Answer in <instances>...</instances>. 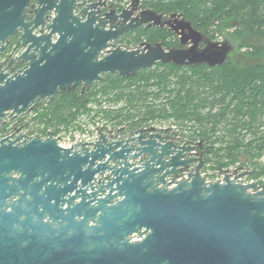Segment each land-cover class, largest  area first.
Returning <instances> with one entry per match:
<instances>
[{
	"label": "water",
	"instance_id": "1",
	"mask_svg": "<svg viewBox=\"0 0 264 264\" xmlns=\"http://www.w3.org/2000/svg\"><path fill=\"white\" fill-rule=\"evenodd\" d=\"M140 1L101 15V0H0V53L16 50L0 70V123L103 74L221 66L234 52L228 40L212 42L184 18L172 26L178 14L165 20ZM144 25L166 27L180 47L116 44ZM171 134L99 129L95 141L71 148L54 131L1 139L0 264H264V190L238 168L209 180L202 144Z\"/></svg>",
	"mask_w": 264,
	"mask_h": 264
},
{
	"label": "trees",
	"instance_id": "2",
	"mask_svg": "<svg viewBox=\"0 0 264 264\" xmlns=\"http://www.w3.org/2000/svg\"><path fill=\"white\" fill-rule=\"evenodd\" d=\"M143 6L165 16L178 14L208 40L228 36L245 55L256 47L239 43L244 34L264 38V0H145ZM158 42L180 47L174 33L159 27H139L116 44L134 48ZM231 56L215 67L156 63L130 77L103 74L90 87L78 85L38 103L26 126L45 135L86 117L104 131L170 128L180 141L202 144V173L208 179L238 168L264 190V60L240 67Z\"/></svg>",
	"mask_w": 264,
	"mask_h": 264
},
{
	"label": "built area",
	"instance_id": "3",
	"mask_svg": "<svg viewBox=\"0 0 264 264\" xmlns=\"http://www.w3.org/2000/svg\"><path fill=\"white\" fill-rule=\"evenodd\" d=\"M51 17L52 16H50V18ZM32 112H33V110H31L30 112H25L28 115L19 118L20 119L19 123L16 125L17 126L16 130L17 129L19 130L16 133L17 134L16 137H18V135L22 136V138H20L19 141H22V139H24V138H29V137L33 138L35 136H39V137L45 138L49 131H53V130H48L45 133V135H42L38 130H35V131L32 132L31 129H29V127L26 126L28 121H30L31 117H33ZM23 114H21V115H23ZM8 115H14V114L13 113H8ZM21 115H15V116H21ZM76 125H79L80 128H77V126H74L75 130L70 129V128L68 130H65L64 128L61 127L59 129V131H54V136L53 137L56 138L57 144L60 147L71 148L72 146L76 145L77 143H82V142L83 143H88V142H91V141H95L97 139L98 130H99V127H101L99 124H96L95 126H93V129H92L91 133H90V124L87 121H85V120L83 121L82 120L80 123H79V121H77ZM136 238L137 237H135V239Z\"/></svg>",
	"mask_w": 264,
	"mask_h": 264
},
{
	"label": "flooded vegetation",
	"instance_id": "4",
	"mask_svg": "<svg viewBox=\"0 0 264 264\" xmlns=\"http://www.w3.org/2000/svg\"><path fill=\"white\" fill-rule=\"evenodd\" d=\"M81 1L82 2H86V3H88V2L92 3V2H95L97 0H81ZM101 1H105V6L101 7V9H100V14L102 15L105 12L109 11V9H113L114 8L117 11H120V10L126 8L127 5L129 4V1L130 0H101ZM144 1L145 0H141L140 1L141 2V8L142 9H146L143 6V2ZM123 2H128V3L127 4H123ZM34 4L35 3L32 2L30 4V6L25 10V14H27L29 18H31L32 12L35 9L34 8ZM121 4H122L123 7L122 8H119V6H121ZM180 18H182V17L180 16ZM168 19H169V15L165 16V20H168ZM170 24L172 26H175L176 25V20L175 19H171ZM141 27H143V28H151V27H148L146 25L141 26ZM164 28H166V27H164ZM133 30H131V31H133ZM131 31H128V32H131ZM16 38H17V34L14 35V36H12V37H10L9 40H8L9 43L10 44L14 43V41L16 40ZM14 53H16V50L12 49L11 46L6 47L5 50L2 53H0V70L2 68L7 67V63L9 61V59L14 55ZM27 115H28L27 113H24L21 116H15V115H8L7 114L5 116V118L2 120V122L0 123V140L2 138H5V137L8 138L9 140H14L15 137H16V135H17L16 134V128H17L16 125L19 123V120H20L19 118L20 117L27 116Z\"/></svg>",
	"mask_w": 264,
	"mask_h": 264
},
{
	"label": "rangeland",
	"instance_id": "5",
	"mask_svg": "<svg viewBox=\"0 0 264 264\" xmlns=\"http://www.w3.org/2000/svg\"><path fill=\"white\" fill-rule=\"evenodd\" d=\"M128 2H123V4H127ZM175 20H181L180 17H175L174 18ZM224 40H228L235 48V46H237V43L232 41L230 37L228 36H219L218 39L216 40H210L212 42H222ZM239 43H242V44H250V45H253L256 47V49H252V54L253 55H245L244 54V51L245 49L242 48V49H235L234 52L232 53V56H231V62L233 64H235L236 66H240V67H251L261 61L264 60V38H253V37H250L248 36L247 34H244L243 38L241 40H239ZM126 48H131V47H126ZM29 120V119H28ZM87 121L89 124H90V133L93 129V124L90 122V120L86 117H81V119L77 120L79 121V123L81 121ZM76 121V122H77ZM76 122H75V126H77V128H80L79 125H76ZM83 123V122H82ZM81 123V124H82ZM70 129H73L75 130V127H71ZM33 130H37V129H33ZM234 168H231L229 170H233ZM207 173H212L210 171H208ZM205 175V173H203ZM221 179L222 178V173H218L217 174V177L215 179ZM209 180H214V179H209ZM244 181L246 183H249V182H253V181H250L248 180L247 177L244 178Z\"/></svg>",
	"mask_w": 264,
	"mask_h": 264
}]
</instances>
